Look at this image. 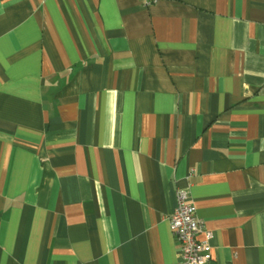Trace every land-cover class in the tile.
Returning a JSON list of instances; mask_svg holds the SVG:
<instances>
[{
	"label": "crops",
	"instance_id": "obj_1",
	"mask_svg": "<svg viewBox=\"0 0 264 264\" xmlns=\"http://www.w3.org/2000/svg\"><path fill=\"white\" fill-rule=\"evenodd\" d=\"M264 264V0H0V264Z\"/></svg>",
	"mask_w": 264,
	"mask_h": 264
},
{
	"label": "built area",
	"instance_id": "obj_2",
	"mask_svg": "<svg viewBox=\"0 0 264 264\" xmlns=\"http://www.w3.org/2000/svg\"><path fill=\"white\" fill-rule=\"evenodd\" d=\"M140 1L144 6H150L155 2ZM175 201V209L168 222L174 239L181 247L179 264H210L212 232L206 230L202 222L196 218L195 208L187 191H176Z\"/></svg>",
	"mask_w": 264,
	"mask_h": 264
}]
</instances>
